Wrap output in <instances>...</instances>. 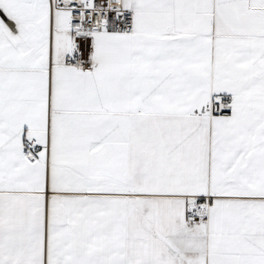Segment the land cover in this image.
<instances>
[{
  "label": "snow or ice",
  "instance_id": "obj_1",
  "mask_svg": "<svg viewBox=\"0 0 264 264\" xmlns=\"http://www.w3.org/2000/svg\"><path fill=\"white\" fill-rule=\"evenodd\" d=\"M0 264H264V0H0Z\"/></svg>",
  "mask_w": 264,
  "mask_h": 264
}]
</instances>
